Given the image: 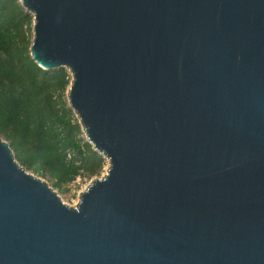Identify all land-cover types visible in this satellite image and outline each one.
Returning <instances> with one entry per match:
<instances>
[{
  "label": "water",
  "instance_id": "water-1",
  "mask_svg": "<svg viewBox=\"0 0 264 264\" xmlns=\"http://www.w3.org/2000/svg\"><path fill=\"white\" fill-rule=\"evenodd\" d=\"M104 157L72 207L0 136V264H264V0H20Z\"/></svg>",
  "mask_w": 264,
  "mask_h": 264
},
{
  "label": "trees",
  "instance_id": "trees-1",
  "mask_svg": "<svg viewBox=\"0 0 264 264\" xmlns=\"http://www.w3.org/2000/svg\"><path fill=\"white\" fill-rule=\"evenodd\" d=\"M32 22L20 0H0V136L24 169L63 192L77 176L99 174L105 160L67 103L68 70H45L31 58Z\"/></svg>",
  "mask_w": 264,
  "mask_h": 264
},
{
  "label": "rangeland",
  "instance_id": "rangeland-1",
  "mask_svg": "<svg viewBox=\"0 0 264 264\" xmlns=\"http://www.w3.org/2000/svg\"><path fill=\"white\" fill-rule=\"evenodd\" d=\"M66 100H67V96H66ZM82 135L85 138V140H87L85 137V134L82 133ZM104 160H105V163H104L102 170L100 171L99 174L93 175L91 178L78 176L73 182L66 185L67 190H65L63 192H60L56 188L52 187L56 191V193L58 194L59 198L62 200L63 203H65L68 206H72V207H74L77 204V201L79 198V193L85 188V186L89 183V181L92 178L100 177L101 175H103L105 173L108 162L105 158H104ZM43 179L47 181L46 178H43Z\"/></svg>",
  "mask_w": 264,
  "mask_h": 264
},
{
  "label": "built area",
  "instance_id": "built-area-1",
  "mask_svg": "<svg viewBox=\"0 0 264 264\" xmlns=\"http://www.w3.org/2000/svg\"><path fill=\"white\" fill-rule=\"evenodd\" d=\"M71 156H72V152L68 150V151L66 152V158H67V159H70ZM77 177H78V176H77ZM77 177H76V178H77Z\"/></svg>",
  "mask_w": 264,
  "mask_h": 264
}]
</instances>
